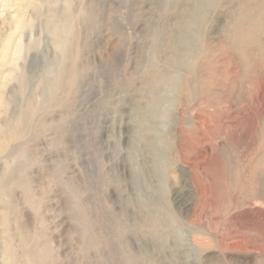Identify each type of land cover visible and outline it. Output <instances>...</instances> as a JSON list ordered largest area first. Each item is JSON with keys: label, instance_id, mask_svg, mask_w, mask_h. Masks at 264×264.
<instances>
[{"label": "rangeland", "instance_id": "1", "mask_svg": "<svg viewBox=\"0 0 264 264\" xmlns=\"http://www.w3.org/2000/svg\"><path fill=\"white\" fill-rule=\"evenodd\" d=\"M98 263L264 264V0H0V264Z\"/></svg>", "mask_w": 264, "mask_h": 264}, {"label": "bare ground", "instance_id": "2", "mask_svg": "<svg viewBox=\"0 0 264 264\" xmlns=\"http://www.w3.org/2000/svg\"><path fill=\"white\" fill-rule=\"evenodd\" d=\"M209 6V5H208ZM260 182V181H259ZM99 264V263H98Z\"/></svg>", "mask_w": 264, "mask_h": 264}]
</instances>
